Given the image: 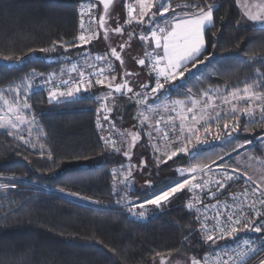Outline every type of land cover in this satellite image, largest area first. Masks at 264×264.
<instances>
[{
    "label": "trees",
    "instance_id": "trees-1",
    "mask_svg": "<svg viewBox=\"0 0 264 264\" xmlns=\"http://www.w3.org/2000/svg\"><path fill=\"white\" fill-rule=\"evenodd\" d=\"M83 1L0 0V91L6 97L15 95L10 89L25 94L31 106L29 115L35 117L34 123L19 132L30 143L0 129V185L8 186L0 188V264H158L161 258L156 253H161L164 261L173 257L202 259L208 249L201 239L196 215L186 207L187 191L172 197L162 208H152L145 220H136L127 207L114 205L113 173L127 158L105 147L103 132L97 127L98 117L101 123L98 98L110 90L95 85L68 99L50 100L49 85L62 84H57L54 73L62 67L72 68L89 52L97 53L92 44L71 46L79 44L74 37L80 34L78 9ZM197 2L204 0H172L174 5ZM206 2L218 5L214 26L205 31L204 55L211 54V59L165 86L168 91L162 92L172 100H187L190 95L200 98V90L210 86H220L222 91L225 86L229 91L242 89L245 82L252 83L249 77L254 78L256 69L264 72V28L247 21L236 0ZM110 14L111 10L107 23ZM167 15L171 17L172 13ZM143 27L146 31L147 26ZM53 41L57 42L54 51H39L51 48ZM6 56L13 60H5ZM15 57L24 59L16 62ZM150 77L154 86L155 80ZM34 79L44 88L28 90V83ZM125 99L119 97L112 116L120 128L133 115ZM117 113L122 116L116 118ZM220 123L223 136L224 121ZM246 126L251 130L244 131ZM216 132L213 122L212 134L203 137L211 140L210 144L193 155L168 161L159 168L165 176L152 188L133 193L140 200L147 199L153 189L158 191L182 179L179 168L211 165L214 160L235 168L236 158L238 161L246 151L264 154L260 149L264 125L253 127L247 117H241L240 129L229 138L216 140ZM142 139L145 143L144 136ZM248 140L251 144H245ZM240 144L245 146L237 148ZM221 156L223 161L217 159ZM244 182L243 178L234 182L220 198L240 190ZM263 254H257L249 264Z\"/></svg>",
    "mask_w": 264,
    "mask_h": 264
},
{
    "label": "snow or ice",
    "instance_id": "snow-or-ice-1",
    "mask_svg": "<svg viewBox=\"0 0 264 264\" xmlns=\"http://www.w3.org/2000/svg\"><path fill=\"white\" fill-rule=\"evenodd\" d=\"M240 4V0H236ZM99 4L103 5V14L99 17L98 28L104 30V39L107 40L109 36V29L107 27L106 17L109 16L110 6L113 5V0H99ZM96 5L89 4V14L91 9ZM127 9L126 19L124 24L117 21V26L111 31L117 35L123 36L125 33L124 25L132 26L146 25V31H142L139 35V40L145 42L146 45L152 46L151 51L144 53V58L136 60V64L141 67H147L149 73L155 74L154 86L147 83L140 85L141 91H134L128 77L137 76L138 73L129 72L127 70L123 73V78L120 83H115L117 76L115 74L108 75L107 73H115L112 59L119 61L120 65L124 66V59L121 52L128 42L119 45L120 51L116 47H111L108 54L95 57L96 61L106 62V68L100 67L97 71L86 76L84 71H80L77 65H72L71 72H78L79 78L75 80H62L61 83L65 86V90H57L53 88L49 92L50 100L57 98L72 97L81 92V89L87 91L95 85L106 86L110 91L107 95L100 97L101 107L105 112L110 113L112 108L108 106L110 99L114 100V94L125 96L128 94V99L135 97V102L138 105L144 106V111L138 113L137 119L140 122L141 131L145 127L150 130L147 135L152 143L155 154V165L158 168L161 164H167L168 161L173 160L178 154L184 153L191 155L198 147L207 143L206 138H201V132L204 136L212 134L213 122H215L217 132L215 134L216 140L226 139L231 137L240 129L241 117L248 118V124L255 126L257 123L264 125V72L260 69L255 70V76L249 77L252 83H244L243 88L234 87L230 91H221L220 86L215 88L209 87L200 90L198 95L200 99L189 96L187 100L174 99L163 100L160 104L149 103V97L154 96L157 100L161 98L162 90L168 91L166 85L175 82L178 78L185 77L186 73H191L192 69L200 65H204L211 59V54L204 55L206 51L205 31L209 27L214 26V11L218 10V5L197 2L195 4H176L172 0H135V3L125 4ZM243 17L254 25L258 24L264 28V0L260 3L244 6ZM253 8L255 10H253ZM177 9L181 10V14L177 15ZM187 9V11H184ZM172 13L171 17L167 14ZM83 8L81 9V20L79 35L74 37L72 47H79L90 43L94 39L99 38V32L91 28L92 23H96L95 17H92L89 27L85 29V22L83 19ZM87 32V34H85ZM136 35L134 32L128 33V41ZM57 42L53 41L51 48H40V52L54 51ZM67 50V49H66ZM35 51L30 49V52ZM7 61H12L13 57H4ZM24 57H15L16 62H22ZM90 68H95V64H90ZM35 74V73H34ZM93 77H96L93 79ZM103 77V78H101ZM31 85H28L30 88ZM16 95L9 100L5 93L0 91V129L7 130V135L15 136L24 143H30L23 135L19 134V129L22 125L34 123L35 117L31 120L26 115L25 110L31 106L27 102V97L22 101L19 98L18 89H10ZM148 90V91H145ZM191 94V90H189ZM164 113H167L165 117ZM153 116H157L153 120ZM105 121L109 120L108 115H104ZM179 120V125L176 121ZM221 120L224 121L222 128L223 136L220 134ZM97 127L102 128L100 119H97ZM114 127V125H113ZM250 127H245L244 131H250ZM31 128L28 129L31 135ZM120 136L127 141V148L132 149L137 142L141 140V132L130 131L121 132ZM173 136L175 138H173ZM130 138V140H129ZM104 140L105 147H110L116 152L122 150L117 147L116 140L111 138ZM163 142L162 145L160 142ZM195 141V143H193ZM245 144H251V141H245ZM245 144H240L237 148H243ZM189 145L192 147L189 148ZM35 147V145H32ZM43 147V146H41ZM236 151V149H233ZM43 155V153H41ZM123 155L131 161V152L123 151ZM51 159V154H48ZM223 161L224 157L217 158ZM251 160L252 157H249ZM239 164V162H237ZM212 165L221 169L219 177L215 180L204 179V177L212 171ZM146 161H140L138 165H128L124 171L121 172L123 177L120 180L121 184L129 185L132 181L134 168H147ZM122 168L124 166L122 165ZM229 166L223 163L217 164L212 161V164H195L188 169H177L182 179L172 181L158 191H152V194L139 203H128L131 205L129 211L140 218L146 216V206H154L159 209L170 203V198L176 197L177 194L187 191L193 193V196L187 203L186 207L189 211L197 208V204L203 205L204 215L203 221L200 224V235L203 243L215 245L222 239H235L238 233L242 231H251L261 234L258 239V244L254 240H244L242 245H237V248L231 251H224L222 255H216L213 259L205 256L203 259L193 256L190 258V264H249V258L256 256L258 253L264 252V175L259 180L255 179L251 174L242 172L239 166L233 168L229 172ZM115 178V171L113 173ZM201 179H197V176ZM241 178L245 179L246 185L252 187H245L244 191L239 195L231 197L232 203H224L223 205L217 201L212 204L211 208L215 209V215L207 216V209L209 205L203 203L201 193L209 195L215 199L217 193L226 189L232 181H239ZM149 187L152 188L151 182ZM215 186L213 190L212 186ZM7 185H0V188H6ZM15 187V185H12ZM60 191H64L63 188ZM73 196H79V193H70ZM89 199V197H81ZM140 211H134V209ZM196 219L201 220L198 215ZM211 219L212 225L209 226L207 221ZM191 231V230H190ZM187 239V238H186ZM156 256L161 258V264H164V257L161 253H156ZM258 264H264V258L259 259Z\"/></svg>",
    "mask_w": 264,
    "mask_h": 264
},
{
    "label": "rangeland",
    "instance_id": "rangeland-1",
    "mask_svg": "<svg viewBox=\"0 0 264 264\" xmlns=\"http://www.w3.org/2000/svg\"><path fill=\"white\" fill-rule=\"evenodd\" d=\"M250 1L251 0H240V3H242V5H244L245 3H249ZM127 3H133L134 4L135 0H128V1L124 0V2H122V0H116L114 2V4L112 5V7L110 8L111 14H110L109 21L107 23V27L109 29V36H108L107 40L104 39V30L98 28L99 16H101L103 9L98 3H94V4L90 3L92 5H96V7L91 9V14H90L86 28L89 27V23H90L91 18L95 17L96 23H92L91 28L93 30H97L99 32V38L92 40L88 44H92L93 48L95 49V51H97V53L93 55L92 53L89 52L86 54V56L84 58H81L79 62H76L74 64L77 65V67L80 71H84L86 76L97 71V69L100 67L106 68V62L96 61L95 57L97 55L103 56V55L108 54L111 47H116L117 50L120 51L119 45L121 43H125L127 41L128 46H126L124 48V50L121 52V55L124 59V66L122 67L120 65L119 61H115L114 58H110V59H112L113 67L115 68V73H107L106 72V74H108V75L115 74L117 76L115 83H120L122 78H123V73L125 70H127L129 72L138 73V76L135 77V79L131 80L130 82H131L132 87L134 88V91H141L140 85L142 83L151 84V82H150L151 77H150L149 69L147 67H141L140 65L136 64V62H135L136 60H138L140 58H144V53L146 51L152 50L151 46L146 45L145 42L139 40V35L144 30V27H143L144 25H138V26L136 24H134L132 26L124 25L125 33L123 36L117 35L111 31L112 28L117 26V21H119L120 24H124V20L126 19V13H127V9L125 7V4H127ZM93 25H95V26H93ZM129 28H131V29H129ZM132 32H134L136 35H134L135 36L134 38L132 37L131 41H128V33H132ZM85 34H87V32ZM90 64H95L96 67L90 68L89 67ZM70 69H71V67H65V68L62 67V69L59 73L53 72L56 75L57 84L58 83L61 84L60 82L62 80H75V79L79 78L78 72H71ZM151 76H152V74H151ZM131 77H128V79L130 80ZM101 78H103V77H101ZM29 84L31 85V87L28 88V90H32L36 87H38V88L43 87L44 88V85L41 83V81L38 82V81H36V79L30 81L28 83V85ZM98 86L102 89L103 88L107 89L106 86H101V85H98ZM83 90L84 89L82 87L81 91H83ZM145 91H148V90H145ZM163 92H162L161 98L159 100H157L154 96H150L149 97V103L150 104L151 103L160 104L163 100H169L170 96H168V94L163 93ZM107 94H108V92H107ZM15 95H16V93H15ZM14 96L10 95V97H7V98L9 100H11ZM25 97H26L25 94L21 95V93L19 92V98L21 101ZM123 97L126 98L125 100L128 103V105L130 107L132 106V108H133V115L127 117L128 120H127L124 128H120L118 125H116V122H113V120H112L113 112H114V109L116 108L115 104L119 100L117 97L114 98V101H113V99H110L108 101V106L112 108V111L110 113H108V112H105L102 109V107H100L99 116L101 118V125L103 126L102 128H100V130L103 132L104 138L107 139L111 135V138L116 140L117 147L122 148L120 153H123L124 150H128L131 152V157H132L131 161H129L127 158L126 162L123 164L124 168H122V166H120V167L115 169L116 175L114 178V186H113V194H114V198H115L114 205L127 207L129 209L131 206L128 203L129 201H131L132 203H139L141 201H144V200H140L137 193H133L134 191L144 192L145 190H147L149 188L148 182H151V185L154 186V183L157 182L160 178H162V176H165V175L159 171V168L164 164H161L158 168L155 165V154H154V150L152 147V143H154L155 141H151L147 135V132L150 129L148 127H145L143 129V131H141L140 122L137 119L138 113L140 111H144V106L136 104L135 97H133L132 99H128V96H123ZM57 99L59 100L60 98H57ZM62 99H65V98H62ZM67 99H68V97H67ZM196 99H200V98H196ZM100 106H101V104H100ZM0 107H3V105L0 104ZM118 108L121 109L122 107L118 106ZM25 112H26V115L29 117V119H31V116L29 115L30 114L29 109L25 110ZM0 114H3V113H0ZM119 114L120 113L116 114V118H120V116H122V113L120 116H119ZM104 115L109 116L108 121H105L103 119ZM164 115L166 117L167 113H164ZM156 118H158V117L153 116V120H155ZM176 123H177V125H179L178 119H177ZM28 124L22 125L18 131L22 132L27 127ZM113 125H114V127H113ZM130 131L141 132V140L139 142H137L136 146L132 149L127 148V141L123 140V138L120 136L121 132H130ZM200 135H201V138L203 139L204 133L201 132ZM142 136L145 137V143H144V140L142 139ZM173 138H175V137L173 136ZM129 140H130V138H129ZM210 141H207V143H205L201 147H198L196 150L206 147L208 144H210L212 142V141L211 142ZM160 143L162 145L163 142L161 141ZM193 143H195V141H193ZM191 147L192 146L189 145V148H191ZM260 149L264 152V143L262 144ZM181 155H187V154H184V153L178 154V156H181ZM249 157H252V159L250 160ZM142 160L147 162V165H148L147 168H140V167L134 168V171H133V177L134 178L132 179L131 183L129 185L121 184L120 180L123 178L121 176V172L124 171L128 165H130V164L131 165H138L139 162ZM235 162H236V164H237V162H239V164H237V166H239V168L241 169L242 172H247V173L251 174L255 179H257V181L259 180V178L262 175H264V154H263V156H261V155H256L255 153L246 151V152L242 153L240 156H238V161L236 158ZM186 169H188V168H186ZM232 169H233V167H229V169H228L229 172H231ZM220 172H221V169H219L215 165H213L212 171L210 173H208L204 177V179H206V178L208 179L212 176L219 175ZM197 179L199 180V179H201V177L198 175ZM152 208H155V207L154 206H146L147 210H146V216L144 218H140L139 216L133 215L131 212H130V214H131L132 218H134L136 220H143V219L145 220L148 217V214ZM134 211L138 212V211H140V209L137 208V209H134ZM257 243L258 244L260 243L259 239H258ZM261 253H258V254H261ZM263 256H264V254L261 255L257 260H259ZM256 261L254 263L258 262V261L257 262ZM158 264H161V260L159 261ZM164 264H190V260H188L186 258H182V257H173V258L165 259Z\"/></svg>",
    "mask_w": 264,
    "mask_h": 264
},
{
    "label": "built area",
    "instance_id": "built-area-1",
    "mask_svg": "<svg viewBox=\"0 0 264 264\" xmlns=\"http://www.w3.org/2000/svg\"><path fill=\"white\" fill-rule=\"evenodd\" d=\"M90 3H91V0H85V1L82 2V4L80 5V7L78 9L79 16H80V20H81V9L83 8V12H84L83 19H84V22H85V29H87L86 27H87L88 20H89L90 14H91V12L89 14V9H88V5ZM80 32H81V29H80ZM152 76H153V78L155 80V74L154 73L152 74ZM95 78L96 77H93V79H95ZM53 88H56L57 90H61V91L65 90V86L63 84H61V85L50 84L49 87H48V93ZM218 177H219V175H215V176H212V177H210L208 179L215 180ZM234 182H236V181L234 180V181L230 182L229 183V186L231 184H233ZM246 186L247 187H252V186L246 185V183L244 182L243 183V187L240 190L235 191L234 193H231L229 195H226L223 198H220V196L224 193V191L226 189H224L221 192L217 193V197L215 199L211 198L209 195L206 194L207 190L205 191V193H201L200 195H201V198L203 199V203L209 205V208L207 209V213H206L207 216L208 217H212V216L215 215V211L216 210L213 209V208H211V205L212 204H216L217 201H219L221 205H223L224 203L231 204L232 203L231 197L233 195L239 196L244 191V189H245ZM212 187H213V190H215V186L213 185ZM192 196H193V193H189L188 202H189V200L191 199ZM196 207L197 208H200L201 209V212H197L195 209L191 210V212L194 213L196 215V217L198 215L201 216V220L198 221L199 224H201L202 222H204L203 221V215H204L203 205L197 204ZM207 223L209 224V226H211L212 223H213V221L211 219H209L207 221ZM256 235H258V233H254V232H251V231H242V232H240V233L237 234V236L235 237V239H227V238L226 239H222V240H219L217 242V244H215V245H211L210 243L209 244H205L208 250L204 254L203 258L205 256H208L209 259L211 260L216 255H222L224 251H231V249L237 248V245H242V243H243L244 240H254V241L257 242L258 241V238L257 237H253V236H256ZM252 258L253 257H250L249 260L252 259ZM262 258H264V256ZM257 261H259V260H257ZM253 264H255V263H253Z\"/></svg>",
    "mask_w": 264,
    "mask_h": 264
},
{
    "label": "crops",
    "instance_id": "crops-1",
    "mask_svg": "<svg viewBox=\"0 0 264 264\" xmlns=\"http://www.w3.org/2000/svg\"><path fill=\"white\" fill-rule=\"evenodd\" d=\"M261 2V0H251L249 3H245V4H247L248 6H253V5H256V4H258V3H260ZM244 4V5H245ZM244 5H242V3H240L239 4V7H240V9L242 10V12H244ZM253 10H255L254 8H253ZM93 26H95V25H93ZM256 26H258V27H260L261 28V26L260 25H258V24H256ZM152 47V46H151ZM128 95H131V94H128ZM128 95H125V96H128ZM115 97H118V99H119V97H121L119 94H114V98ZM170 100V99H169ZM172 100V99H171ZM114 101V100H113Z\"/></svg>",
    "mask_w": 264,
    "mask_h": 264
},
{
    "label": "water",
    "instance_id": "water-1",
    "mask_svg": "<svg viewBox=\"0 0 264 264\" xmlns=\"http://www.w3.org/2000/svg\"><path fill=\"white\" fill-rule=\"evenodd\" d=\"M91 1H93V2H95V3H98L99 4V0H91ZM116 0H113V4H114V2H115ZM101 7H102V9H103V5L102 4H99ZM112 6H110V8H111ZM102 14H103V11H102ZM191 155H193V154H191Z\"/></svg>",
    "mask_w": 264,
    "mask_h": 264
}]
</instances>
